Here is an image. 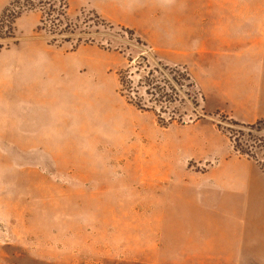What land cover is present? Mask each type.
<instances>
[{"label": "rangeland", "instance_id": "obj_1", "mask_svg": "<svg viewBox=\"0 0 264 264\" xmlns=\"http://www.w3.org/2000/svg\"><path fill=\"white\" fill-rule=\"evenodd\" d=\"M64 3L57 28L0 0V264H260L213 251L186 197L221 160L264 170V120L225 105L264 0Z\"/></svg>", "mask_w": 264, "mask_h": 264}, {"label": "crops", "instance_id": "obj_2", "mask_svg": "<svg viewBox=\"0 0 264 264\" xmlns=\"http://www.w3.org/2000/svg\"><path fill=\"white\" fill-rule=\"evenodd\" d=\"M262 49V39L249 45L244 66L247 78L243 83V79L236 77L235 94L226 96L225 107L236 120L247 125L264 120L263 70L255 66ZM205 181L195 187L193 199L186 197L187 202H195L187 207L195 206L199 211L192 222L196 227L193 231L211 241L213 251L227 252L228 258L258 259L264 264V170L261 164L243 157L224 159L210 169ZM205 212L210 213V219L205 217ZM217 242L227 243V246Z\"/></svg>", "mask_w": 264, "mask_h": 264}, {"label": "trees", "instance_id": "obj_3", "mask_svg": "<svg viewBox=\"0 0 264 264\" xmlns=\"http://www.w3.org/2000/svg\"><path fill=\"white\" fill-rule=\"evenodd\" d=\"M15 4L20 5L21 8L26 9V10H32L36 9V7L39 6V10L43 12V19L41 20L42 24L44 20H50V22L54 23V25L57 28H60L64 25L65 19H66V4L64 3V0H15ZM86 21V20H85ZM45 24V23H44ZM43 24V25H44ZM87 24V22H85ZM66 28H72L71 34H66L67 37L70 35V37H74L78 39V44H81V42H89L91 40L94 41V35L95 33L90 32V31H85L81 28V26L78 24H74L71 21L67 22ZM56 33V32H53ZM97 33V32H96ZM55 39L54 40H60V41H67V39L70 38H62L66 37L63 36L62 31L58 34H55ZM57 37V38H56ZM1 47V46H0ZM249 130L254 131L255 126H247Z\"/></svg>", "mask_w": 264, "mask_h": 264}]
</instances>
